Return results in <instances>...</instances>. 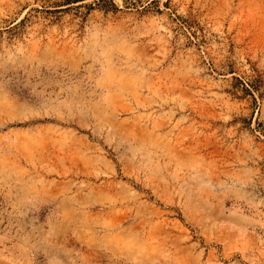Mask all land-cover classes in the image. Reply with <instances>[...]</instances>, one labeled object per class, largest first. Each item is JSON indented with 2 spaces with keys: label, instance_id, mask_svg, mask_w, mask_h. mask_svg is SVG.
Returning a JSON list of instances; mask_svg holds the SVG:
<instances>
[{
  "label": "rangeland",
  "instance_id": "obj_1",
  "mask_svg": "<svg viewBox=\"0 0 264 264\" xmlns=\"http://www.w3.org/2000/svg\"><path fill=\"white\" fill-rule=\"evenodd\" d=\"M0 264H264V0H0Z\"/></svg>",
  "mask_w": 264,
  "mask_h": 264
}]
</instances>
